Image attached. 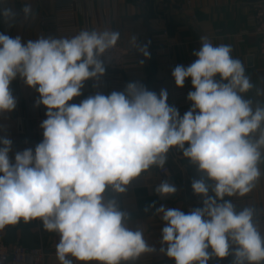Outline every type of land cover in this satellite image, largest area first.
<instances>
[{
	"label": "clouds",
	"instance_id": "obj_1",
	"mask_svg": "<svg viewBox=\"0 0 264 264\" xmlns=\"http://www.w3.org/2000/svg\"><path fill=\"white\" fill-rule=\"evenodd\" d=\"M22 12L27 18L31 7ZM0 15L7 22L16 13L3 8ZM119 40L113 29H81L72 37L26 43L0 33V112L16 108L10 84L17 77L39 93L36 106L47 109L43 140L34 151L17 152L13 161L12 141L0 138V230L39 220L45 231L59 235L60 264H73L71 258L127 264L153 253L143 231L130 228L129 214L105 193H124L152 166L163 168L176 147L201 173L191 187L203 197V207L187 214L163 205L156 209L165 222L161 244L167 247L160 252L175 264H208L230 250L233 264H264L256 209L238 210L226 199L250 193L264 162V104L244 96L254 88L244 63L232 56L231 45H213L201 36L193 62L172 71L178 88L191 78L195 89L182 117L167 103L166 89L157 95L139 82L70 104L85 81L105 74L102 57L110 61L108 52ZM137 47L150 56L147 45ZM155 191L166 196L177 189L165 181Z\"/></svg>",
	"mask_w": 264,
	"mask_h": 264
},
{
	"label": "crops",
	"instance_id": "obj_2",
	"mask_svg": "<svg viewBox=\"0 0 264 264\" xmlns=\"http://www.w3.org/2000/svg\"><path fill=\"white\" fill-rule=\"evenodd\" d=\"M70 1L0 0V9L11 8L16 13L15 18L7 22L0 15V33L13 38L19 36L23 43L35 41L41 36L59 37L56 25H42L39 18L42 15H55L59 8H65ZM167 1L168 6L164 5V0H78L74 4L78 32L81 29L118 31L120 40L117 43L133 48L135 54H142L137 46L147 45L150 56L154 55L155 69L150 66V56L145 58L142 54L141 65L136 68L120 73H105L98 79L85 81L82 94L71 101L81 102L97 93L108 95L112 91H123L128 83L139 82L157 95L161 89H166L167 103L175 106L182 117L186 112H182L173 99L172 71L177 65L189 66L195 59L193 52L201 46L200 37L207 36L213 45H231L232 56L244 63L246 75L254 85L244 94L245 98H251L256 104H264V57L259 53L260 37L250 19L252 5L258 0H192L189 8L185 6V0ZM26 5L31 7V14L27 18L22 12ZM164 30L167 31L166 35L163 34ZM249 55L253 56L251 63L247 59ZM10 88L17 105L11 112H0V138L12 141L9 157L14 161L15 154L25 150V141L35 138L32 133L18 131L17 117L40 115L46 113L47 109L43 105L36 106L39 93L19 77L11 82ZM260 170L261 177L250 193L243 197H226L238 210L244 207H254L256 211L264 209V162L260 164ZM200 178L201 173L195 165L173 147L167 153L163 168L152 166L135 178L124 193L106 190V199H115L118 208L129 214V227L142 230L147 243L156 249L127 264H175L174 259L160 252L162 246L167 247L161 244L165 222L156 214V209L163 205L166 209H179L187 214L202 206L203 197L195 194L191 187L193 180ZM165 181L176 187L174 194L161 196L156 193L155 189ZM4 237L9 244L42 246L47 253L44 264H60L56 256L59 235L45 231L39 220L29 223L21 221L10 226ZM208 251L211 252V248ZM71 259L73 264H82L75 258ZM219 259L213 257L208 264H214Z\"/></svg>",
	"mask_w": 264,
	"mask_h": 264
},
{
	"label": "built area",
	"instance_id": "obj_3",
	"mask_svg": "<svg viewBox=\"0 0 264 264\" xmlns=\"http://www.w3.org/2000/svg\"><path fill=\"white\" fill-rule=\"evenodd\" d=\"M78 0H71L70 4L65 8H59L57 13L52 16L42 15L39 21L42 25H56L59 37H72L78 33L76 25V9L74 4ZM192 0H185V6L190 7ZM164 5L168 6L169 1L164 0ZM66 16V17H63ZM195 19V14H192ZM250 19L254 23V30L260 37L259 53L264 57V0H258L252 5V13ZM163 34L166 35L167 31L164 30ZM136 50L133 48L117 45L109 50L108 55L110 61L105 60V73H120L124 70L136 68L141 65L142 54H135ZM191 84V78L185 80L183 88H178L175 84L173 86V99L176 106L182 111L187 112L191 108L192 102L187 99V95L190 91H194ZM70 104H79V101H69ZM46 113L34 116L20 115L16 119V124L19 132L32 133L35 138L33 140L25 141V149H35L36 145L43 140V129L40 127L43 120H45ZM188 145L185 144V147ZM196 168V166H195ZM197 170V168H196ZM198 171V170H197ZM199 172V171H198ZM200 173V172H199ZM255 223L258 230L264 234V209L256 211ZM10 226H6L5 229L0 230V264H44L46 260V250L42 246L29 247L20 243L9 244L4 237L6 229ZM234 247V246H233ZM231 260H234L233 255L230 254L214 262V264H231Z\"/></svg>",
	"mask_w": 264,
	"mask_h": 264
},
{
	"label": "water",
	"instance_id": "obj_4",
	"mask_svg": "<svg viewBox=\"0 0 264 264\" xmlns=\"http://www.w3.org/2000/svg\"><path fill=\"white\" fill-rule=\"evenodd\" d=\"M247 59H248V62L251 63L252 60H253V56H252V55H249ZM150 66H151V68H152L153 70L155 69V58H154V55H151V56H150ZM259 103H260V101H259ZM260 104H262V103H260ZM174 150H175L178 154H183V151H182L181 149H178V148L174 147ZM202 207H203V205L200 206L199 208H202Z\"/></svg>",
	"mask_w": 264,
	"mask_h": 264
}]
</instances>
